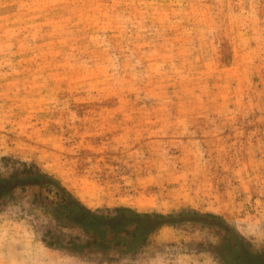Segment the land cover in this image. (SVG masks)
Here are the masks:
<instances>
[{"label":"rangeland","instance_id":"obj_1","mask_svg":"<svg viewBox=\"0 0 264 264\" xmlns=\"http://www.w3.org/2000/svg\"><path fill=\"white\" fill-rule=\"evenodd\" d=\"M25 165L95 212L218 215L264 255V0H0V177ZM58 202L0 201V264L234 255L197 222L95 245Z\"/></svg>","mask_w":264,"mask_h":264},{"label":"trees","instance_id":"obj_2","mask_svg":"<svg viewBox=\"0 0 264 264\" xmlns=\"http://www.w3.org/2000/svg\"><path fill=\"white\" fill-rule=\"evenodd\" d=\"M27 187H37L53 193L59 200L56 203L60 207L57 216H63L66 221L79 226L92 237L95 245L100 246V244L109 242V235L112 236V241H117L116 245L126 241L120 237L122 235L145 243L150 235L164 227H176L188 222H197L204 226L219 227L225 230L227 236L231 238H229V242H232V247H228V249L234 252V255L230 261L223 256L226 264H264V255L255 254L251 250V245L241 235L235 233L222 217L215 214L197 212L177 215L141 214L125 207L106 213L95 212L80 203L54 178L41 173L36 167L28 165H25L21 172L10 178L0 177V201L13 195L16 190Z\"/></svg>","mask_w":264,"mask_h":264}]
</instances>
